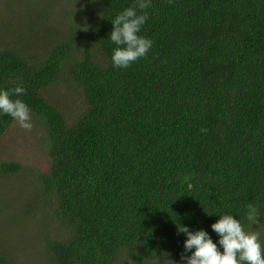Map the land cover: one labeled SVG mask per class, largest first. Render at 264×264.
<instances>
[{"label":"trees","instance_id":"16d2710c","mask_svg":"<svg viewBox=\"0 0 264 264\" xmlns=\"http://www.w3.org/2000/svg\"><path fill=\"white\" fill-rule=\"evenodd\" d=\"M134 3L80 0L65 29L32 22L0 47V91L24 86L11 98L48 163L0 158V177L34 178L20 217L60 227L45 239L50 264H186L177 226L223 251L211 225L225 214L264 246V0H151L139 33L151 49L116 68L111 21ZM15 122L0 114V145ZM0 264L18 263L0 248Z\"/></svg>","mask_w":264,"mask_h":264},{"label":"rangeland","instance_id":"374dc122","mask_svg":"<svg viewBox=\"0 0 264 264\" xmlns=\"http://www.w3.org/2000/svg\"><path fill=\"white\" fill-rule=\"evenodd\" d=\"M80 0H0V47L17 37L16 30L24 25L35 23L44 28L50 27L49 36L62 29L66 24L80 19L76 14ZM27 32L34 37L28 30ZM26 34V33H25ZM35 38V37H34ZM12 39V40H11ZM62 104L64 97L54 93ZM56 102L55 98H52ZM30 131L21 129L17 122L11 127L8 137L0 145V158L17 161L38 171H47L48 163L43 154L41 142L43 133L31 120ZM34 190V178L0 177V248L12 256L18 264H50L44 255L43 247L47 237L58 238L61 230L57 224L51 225L32 217L21 218L20 207L30 204ZM184 264L171 257L157 259V264ZM115 264H131V260L122 255Z\"/></svg>","mask_w":264,"mask_h":264},{"label":"clouds","instance_id":"9594fccd","mask_svg":"<svg viewBox=\"0 0 264 264\" xmlns=\"http://www.w3.org/2000/svg\"><path fill=\"white\" fill-rule=\"evenodd\" d=\"M151 0H135V3L125 8L111 21L113 29L110 40L117 47L111 57L116 68H128L141 58H145L152 47V41L139 35L142 26L148 19L147 9ZM139 10V14H138ZM26 89L22 84L11 91H0V114L13 118L21 129L30 131L32 128L30 109L19 97ZM258 210L252 204L247 206L246 219L252 224H258ZM211 225L212 230L219 236V245L214 243L209 234L203 229L190 231L187 226H177V232L186 235L184 253L181 260L186 264H264V246L260 242L258 232H247L241 222L232 215H221ZM172 264H175L172 261Z\"/></svg>","mask_w":264,"mask_h":264}]
</instances>
